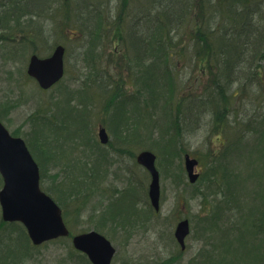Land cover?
Wrapping results in <instances>:
<instances>
[{"label": "rangeland", "instance_id": "1", "mask_svg": "<svg viewBox=\"0 0 264 264\" xmlns=\"http://www.w3.org/2000/svg\"><path fill=\"white\" fill-rule=\"evenodd\" d=\"M14 7L15 5L8 4V1L0 6V111L10 131H17L23 139L31 141L33 134L43 123V114L52 119L55 115L58 120L66 117H58L54 111L56 102L62 104L69 98L73 102L72 106L82 110V106L78 105L79 99L84 92L95 89L100 82L119 81L124 85L122 93L127 95L135 91L136 75H131L126 61L122 60V55L116 53L117 50L112 47L104 50L102 58H99L101 51L98 50L96 62L84 63V58L79 57L83 40L76 39V29L63 32V28L55 32L46 20L42 27L45 40L37 47L39 55L50 53L57 42L67 43L69 52L64 79L52 90L42 91L36 81L27 74L28 61L37 43L24 40L22 33L15 35L8 31L14 28V22H7V19L14 15L11 12ZM27 19L28 17H24L21 20ZM27 24L23 23L20 28L27 29ZM262 65L264 68V63ZM178 70L181 80L187 85V88L182 89V96L178 98L183 99V103L189 102V98L199 95L207 87L210 89L207 77H204L199 68H194L191 62L186 60L180 63ZM234 88L236 96L229 101V116L204 115L196 133L186 130L184 136L178 138L176 134L165 135V140L172 137L177 141L176 149L184 146L187 153L197 158L201 164L200 172L208 178L204 182L207 186L201 184L203 181L196 185L190 184L185 170V154L170 159L164 158L162 151V155H159L160 163L157 164L161 176V210L158 214L151 212L148 204L146 206V203H149L151 176L143 167L137 165L136 159L127 155L112 156L108 149L90 143L89 137L99 141L100 126L108 128L112 140L118 139L115 130H110L116 107L106 109L111 96L116 93H103L104 91L100 90V96L89 102L85 116L89 125L86 129L88 133L75 137V127H70L65 133L61 130L56 133L46 131L47 135L61 136L62 139L58 142L65 147L67 144L71 146L67 148L71 150V154H67L63 161L55 164V161L50 160V165L45 167L47 179L42 183L43 189L60 203L71 231L79 234L101 228L99 231L111 240L116 249L113 264H264V86L236 84ZM132 108L133 104L128 103L127 114L132 113ZM208 109L211 110L210 107ZM161 116L162 112L157 111L155 121L159 123ZM220 119L224 120V124ZM247 123H250L249 126ZM118 127L122 129L121 124L117 125V129ZM144 128L141 127L142 131ZM219 129L223 131V135ZM152 130L148 131L149 134L153 132V135L149 136V141L145 140L144 147L132 144L128 146L129 150L125 148V144L130 143L127 142L120 148L129 150V156L135 148H138L137 154L143 149L151 150L148 147L155 144L150 142L160 141L159 137L165 134L159 126L153 127ZM119 132L121 130H118V134ZM240 136L242 143L234 150V143ZM65 138H70L67 143H64ZM222 146H228L223 154L229 153L221 158V163L226 167L224 172L227 173V176L221 179L223 183L211 180L219 162L215 166V158L210 156L222 153ZM56 149L58 150V147ZM101 150L110 153L107 161V170L111 169L108 180L104 184L101 183L99 188L92 187L89 191L93 194L92 197L77 214L75 202L58 193L57 188L69 191L73 177L69 164L92 163L99 157ZM48 151L50 155V149ZM154 153L158 154L156 147ZM54 178H59L56 183ZM214 183H221L219 186L224 189H216ZM131 189L136 190L135 198L139 202V211L144 215L143 219H139L137 227L124 231L121 225L111 224V221L107 220L106 224L101 222L102 213H98L96 209H99L101 204H109L106 197L111 198L115 193V198L111 199L115 201L119 196L117 193ZM196 189L207 192L206 201L205 196L195 195ZM228 205L230 209L227 208ZM185 217L191 219L192 232L187 239L186 252L181 253L174 233L177 223ZM2 222L0 209V241L6 234L15 239L17 230L1 226ZM13 245L4 239L0 243V250L4 249V246L12 249ZM82 258V254L75 252L72 241L68 238L32 250L27 264H83Z\"/></svg>", "mask_w": 264, "mask_h": 264}, {"label": "trees", "instance_id": "2", "mask_svg": "<svg viewBox=\"0 0 264 264\" xmlns=\"http://www.w3.org/2000/svg\"><path fill=\"white\" fill-rule=\"evenodd\" d=\"M5 1L15 5L11 9L14 14L12 18H6L7 22H14V28L8 31L15 35L22 33L24 40L37 43L33 48V54H40L37 47L40 42L45 40V32L42 27L46 20L55 32L63 28V32L76 29V39L83 40L79 57L84 58V63L96 62L98 50L101 51L99 58H102L103 51L112 47L117 50L116 53L122 55V60L126 61L131 75H136V89L130 95L122 93L124 85L121 82L108 80L107 83L100 82L95 89L84 92L85 94L78 103L82 106V110L72 106L73 102L69 98L62 104L56 102L54 111L58 117L59 115L66 116L63 120H58L55 115L52 119L47 114H43L42 125H39L32 140L26 141L41 167L42 182L47 179L45 167L50 165V160L57 164L63 161L71 151L67 150L68 147H71L70 145L67 144L65 147L64 144L58 142L59 139H62L61 136L53 137V134L47 135L45 132L56 133L61 130L65 133L71 129L70 127H75L77 129L75 137H79L78 134L88 133L86 129L89 125L85 116L88 113L89 102L98 98L101 91L116 93L111 96L106 109L108 110L112 106L116 107L115 118L111 123L110 130L111 128L115 130L118 139L116 141L111 139L108 146H101L96 139L89 137L90 143L93 146L99 145L108 149L112 156L127 155L135 159L138 148H135L134 151L131 149L132 153L129 156L128 146L138 144L144 147L145 140L149 141V136L153 135V132L149 134L148 131H153V127L159 126L165 134L159 137L160 141L157 140L159 142L152 140L150 143H154L155 146L148 148L154 151V147H156L158 163H160L159 155L161 156L162 153L164 158L170 159L187 153L184 146L176 149L177 141H174L172 137L165 140V135L176 134L178 138L184 136L186 130L196 133L204 115L229 116L231 113L229 101L236 96L234 88L236 84H249L251 87L264 86L262 65L264 63V0ZM5 1L1 3V6ZM24 17H28V19L22 21L21 19ZM23 23H28L27 29L20 28ZM59 44L57 42L52 50ZM63 45L68 54L69 45L65 42ZM186 60L191 62L194 68H199L203 72L204 77L209 80L210 89L207 87L199 95L189 98V102L184 100L183 103V99L178 98L182 96V89L187 88V85L181 80L178 68L180 63ZM120 93L122 94L120 95ZM128 103L133 104L130 114H127L126 110ZM157 111L162 112L159 123L155 121ZM0 118L3 119L1 111ZM192 118H195L194 121ZM221 120L224 124V120ZM118 124L122 125V129L119 127L117 129ZM249 124L246 125L249 126ZM143 126L145 128L142 131L141 127ZM118 130H121L119 134ZM219 131L223 135V131L220 129ZM12 134L23 137L17 131H13ZM68 139L70 138H67L64 143H67ZM127 142L130 143L125 144ZM241 143L242 136L234 143V150L239 148ZM123 144L129 150L120 148ZM45 146H47L46 149ZM89 147L91 148V146ZM227 147H221L222 153L210 155L215 158L213 160L215 166L219 162L218 168L214 169L215 176H212V181L221 182V179L223 180L227 176V173L224 172L226 167L224 168L221 163V158L229 154H223ZM47 149H50V155ZM110 153L101 150L99 157L97 156L96 161L92 163L69 164L73 172L69 191L60 188L57 190L58 193L66 195L75 202L77 214L82 211L83 206H86L92 197L93 194L89 192L92 187L98 186L99 188L101 183L107 182L111 171V169L107 170ZM207 178L202 175L200 181L203 182L201 184H204ZM58 179L54 178L55 183ZM221 183H214V187L222 188L219 186ZM2 184L3 180L0 176V188ZM94 191L97 190L94 189ZM223 191L225 193V190ZM122 192L121 194L117 193L119 196L116 200L114 199L115 201L111 200L115 198V193L111 198L106 197V202L109 204H101L96 211L102 213L101 222L104 224L108 220L111 221V224L121 225L124 231H128L129 228H136L139 219H143L144 215L139 211V202L135 198L136 190ZM195 195L197 197L203 195L205 201L207 199V192H202L201 189H196ZM53 198L57 201L55 197ZM147 204L153 212L150 204L147 202L146 206ZM227 208L230 209V205ZM64 215L66 217L65 212ZM1 226L16 229L18 235L15 239L8 234L2 236L0 243L5 239L14 245L12 249L4 246V249L0 250V264H27L31 251L36 247L32 245L26 229L18 223L2 222ZM100 229L97 228L96 231ZM82 256L84 257L82 258L83 264H91L85 255Z\"/></svg>", "mask_w": 264, "mask_h": 264}, {"label": "water", "instance_id": "3", "mask_svg": "<svg viewBox=\"0 0 264 264\" xmlns=\"http://www.w3.org/2000/svg\"><path fill=\"white\" fill-rule=\"evenodd\" d=\"M64 57L63 46H58L48 58L42 59L34 55L28 66V74L42 89L48 90L64 77ZM99 136L102 143L106 144L109 141L105 129L100 130ZM156 160V155L151 151H143L137 157L138 164L151 174L149 197L154 209L159 211L161 185ZM185 163L189 179L195 183L199 178L195 173L198 161L187 155ZM0 173L4 180V186L0 191L4 221L23 223L35 246L69 236L70 231L64 222L61 208L41 190L40 169L25 141L13 137L1 121ZM189 233V221H181L175 236L182 249H185V239ZM73 245L77 250L87 254L93 264H111L116 253L111 242L96 231L75 236Z\"/></svg>", "mask_w": 264, "mask_h": 264}, {"label": "flooded vegetation", "instance_id": "4", "mask_svg": "<svg viewBox=\"0 0 264 264\" xmlns=\"http://www.w3.org/2000/svg\"><path fill=\"white\" fill-rule=\"evenodd\" d=\"M190 217V216H189Z\"/></svg>", "mask_w": 264, "mask_h": 264}]
</instances>
